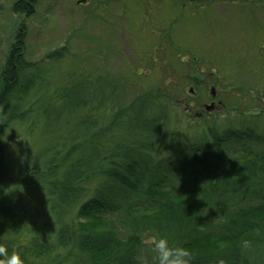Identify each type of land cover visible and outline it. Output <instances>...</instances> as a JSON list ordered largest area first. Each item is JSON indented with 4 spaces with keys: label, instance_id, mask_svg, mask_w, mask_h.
Listing matches in <instances>:
<instances>
[{
    "label": "trees",
    "instance_id": "obj_1",
    "mask_svg": "<svg viewBox=\"0 0 264 264\" xmlns=\"http://www.w3.org/2000/svg\"><path fill=\"white\" fill-rule=\"evenodd\" d=\"M37 2L17 0L12 9L31 16ZM26 39L21 23L0 70V245L7 255L18 253L24 264H156L154 241L165 237L190 252V264H264V134L248 125L264 112L194 115V103L183 112L156 88L120 108L121 86L82 72L65 88L52 80L29 102L44 78L26 72ZM46 97L73 125L46 159L35 153L27 168L14 169L6 144L48 116L35 113ZM68 150L74 161L59 170Z\"/></svg>",
    "mask_w": 264,
    "mask_h": 264
},
{
    "label": "rangeland",
    "instance_id": "obj_2",
    "mask_svg": "<svg viewBox=\"0 0 264 264\" xmlns=\"http://www.w3.org/2000/svg\"><path fill=\"white\" fill-rule=\"evenodd\" d=\"M15 1L0 0V70L24 23L26 72L44 78L33 85L29 102L52 89V80L65 88L82 72L121 86L120 108L156 88L177 98L183 112L194 103V115L264 112V0H38L31 16L15 13ZM41 102L44 111L37 107L35 113H48L45 120L36 118L30 134L6 144L14 169L27 168L32 154L44 159L52 141L73 125L72 115L52 106L51 97ZM248 125L264 134V118ZM74 153L66 151L59 170L74 161Z\"/></svg>",
    "mask_w": 264,
    "mask_h": 264
},
{
    "label": "clouds",
    "instance_id": "obj_3",
    "mask_svg": "<svg viewBox=\"0 0 264 264\" xmlns=\"http://www.w3.org/2000/svg\"><path fill=\"white\" fill-rule=\"evenodd\" d=\"M153 250L156 264H190V252L182 246L171 245L165 237L154 241ZM0 255L5 257L0 259V264H24L18 253L7 255V249L3 245H0Z\"/></svg>",
    "mask_w": 264,
    "mask_h": 264
}]
</instances>
